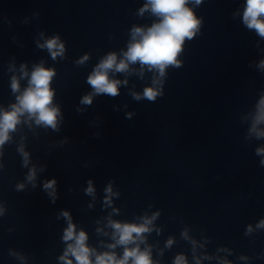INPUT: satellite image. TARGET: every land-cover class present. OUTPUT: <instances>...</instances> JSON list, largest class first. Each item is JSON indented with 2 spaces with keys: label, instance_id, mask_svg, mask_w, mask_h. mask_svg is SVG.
Returning a JSON list of instances; mask_svg holds the SVG:
<instances>
[{
  "label": "clouds",
  "instance_id": "9594fccd",
  "mask_svg": "<svg viewBox=\"0 0 264 264\" xmlns=\"http://www.w3.org/2000/svg\"><path fill=\"white\" fill-rule=\"evenodd\" d=\"M188 2L189 0H148L145 7L140 10L141 13L150 7L152 13L161 17L160 21L154 23L146 31L139 27L132 30L133 42L129 44L127 52L124 53L125 59L117 62V56L113 53L101 61L88 77V83L95 93L116 96L120 81L110 79L108 71L112 69L117 72L125 71L128 69L129 62L135 63L138 61L141 65L158 68L161 76L164 75L166 66H179L180 62L177 60V56L181 52L185 38L191 39L200 23L192 9L186 6ZM196 3H200V0H196ZM243 19L249 28H254L260 36L264 37V0H247ZM136 37H139V39H136ZM41 47H47L53 59L58 55H62L64 51V45L59 42L58 38L46 41V44L41 45ZM86 59L87 56L83 57L81 62ZM261 66L264 67V61L261 62ZM54 75L55 72L52 69H46L43 66L35 67L31 73L29 86L17 97L18 103L12 105L11 111L0 113V145H3L9 139V132L15 129L20 122V117L24 114H27L30 118H35L37 124L56 128L59 109L52 106L54 93L50 88V82ZM18 89V81L13 78L12 90L15 92ZM161 94L159 90L151 87L145 88L143 92V96L150 101L155 100ZM137 98H139L138 95ZM81 102L91 104L92 96H85ZM260 104L261 114L257 118L258 121L264 120V100H261ZM258 151L264 152V149ZM34 175L33 170L30 172L28 179L32 180ZM55 183V180L49 181L44 187L53 188ZM107 191L111 192V188L109 187ZM87 192L89 194L93 192L91 184ZM63 215L68 217L67 212H64ZM150 223V219H146L145 223L141 225L112 223V227L119 234L117 243L128 245L134 242L142 233L149 231L147 225ZM261 226H264V222H261ZM64 240L75 241L74 244L68 245L65 256L61 258L66 260V264H72L71 260H67L68 254L74 256L78 264H92L90 260L91 250L85 243L87 236L82 231L77 235L71 222L65 230ZM111 247H115V245ZM130 258L132 264H152L149 252H142L139 247L132 249L126 247L123 258L119 260L114 253L98 255L95 264H128ZM176 264H185V262L182 257H178Z\"/></svg>",
  "mask_w": 264,
  "mask_h": 264
}]
</instances>
